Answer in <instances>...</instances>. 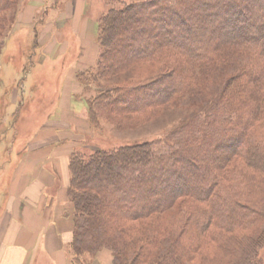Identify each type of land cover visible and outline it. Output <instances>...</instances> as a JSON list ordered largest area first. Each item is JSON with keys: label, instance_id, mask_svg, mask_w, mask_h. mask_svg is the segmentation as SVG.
I'll return each instance as SVG.
<instances>
[{"label": "trees", "instance_id": "16d2710c", "mask_svg": "<svg viewBox=\"0 0 264 264\" xmlns=\"http://www.w3.org/2000/svg\"><path fill=\"white\" fill-rule=\"evenodd\" d=\"M173 1L178 3L176 7ZM183 1L186 6L180 0H134L101 19V56L96 70V66L92 69L94 74L107 78L137 64L157 62L161 70L130 86L98 85L91 111L105 110L115 117L120 113L153 116L152 109L157 106L191 102L196 99L197 88H210L202 79L195 86L196 74L207 81L225 78L220 87L213 83L219 90L217 101L203 113L202 120L178 129V139L181 136L184 141L181 148L179 142L177 146L154 142L72 154L68 195L75 208L71 248L77 255L108 248L116 264H192L203 247L201 238H209L213 228L232 234L264 220V182H247L239 174L235 180L239 186H226L227 179L219 174L227 170L233 156L264 174V0ZM16 4L17 0H0V29ZM181 10H188L190 17L206 18L201 25L190 27L179 16ZM149 26H157V30L148 31ZM124 27L127 40L119 45ZM192 38L200 43H193ZM132 40H136L135 45L126 62L113 64L112 50H128ZM122 101L129 105L120 112ZM136 101L141 106L131 105ZM217 140L220 142L214 150L211 146L208 152L203 150V159L210 165L208 184L191 186L190 177L204 180L206 175L191 173L187 177L184 171L197 167L198 161L189 158L178 168L175 163L181 152L191 143L206 149V142ZM167 150L166 156L155 154ZM254 189L261 197L257 195V202L252 200L250 206L242 205ZM180 200L189 204L191 217L177 237L165 234L156 224L144 227L147 220L167 213ZM262 240L264 232L253 243L258 245ZM231 244L225 238L219 247L230 256L236 249ZM74 261L81 264L78 257Z\"/></svg>", "mask_w": 264, "mask_h": 264}, {"label": "rangeland", "instance_id": "374dc122", "mask_svg": "<svg viewBox=\"0 0 264 264\" xmlns=\"http://www.w3.org/2000/svg\"><path fill=\"white\" fill-rule=\"evenodd\" d=\"M25 1L17 0V4L7 15V24L2 27L3 29H0V169L6 164L9 165L10 153L8 150L11 148L13 150L14 148L11 143L16 148L25 147L37 133L42 132L47 120L55 114L51 112L52 108L56 105V96L59 94L57 90H59L61 84L65 81L67 72L63 66L65 62L63 58L54 62L50 60L44 62V52L42 50L43 41H46L52 35L51 29L54 28L53 35L55 37L60 34L59 30L63 33V37H57L60 39V44H65L69 40L71 57H69L68 63H70L69 61H71L75 54H81V42L79 43L77 39L71 36V28L68 26H65L64 29L61 28L62 23L57 25V21L65 20L66 17H72L67 14L71 10L70 6L75 5L74 2H70V6L66 10L65 7L69 0H47L46 6L34 12L30 8H24L28 3H24ZM132 2L134 0H87L88 8L85 19L92 20L94 23L92 29L95 35V45L98 47V57L96 67H93L94 70H96L101 56L98 42L99 22L104 16L112 12V10H121L123 6L131 5ZM179 3L186 6L183 0H180ZM172 4L176 7L178 3L173 1ZM73 13L76 14V11L74 10ZM189 14L190 12L188 13V10H181L179 12V16L190 27L197 24L201 25L206 18V16L202 19L201 17L198 18V15L194 18L192 16L190 17ZM176 25H180V23H176ZM155 27L149 26L148 31L156 29ZM124 28L121 31L122 36L117 43L119 45H122L127 40V28ZM85 31L89 32V28L86 27ZM177 39L181 40L179 37ZM194 39L192 38L193 43H200V41ZM135 41L132 40L133 45H128V50H121L120 48H114L112 50L111 54L113 55V59L111 60H113V64L126 62L127 54H132L130 50L134 47ZM63 46H61V51ZM58 50L60 51V48L56 52ZM92 69L79 72L76 78L77 82L84 88V93H82L84 94V101L82 100L83 98H80L81 103L73 101V105L74 107L77 106V109L80 111L82 109L85 110L84 116L87 118V128H84L85 131L79 134L80 142L73 153L91 154L92 151H108L120 146H141L154 142L157 145L161 142L159 144L160 146L164 144L170 145V143L176 145L179 142L181 148L184 141L181 136L178 139V129L202 120L203 113L208 108H212L214 101H217L216 95L219 94V90L213 86V83L220 87L223 83L222 81L225 79L222 78L217 82L216 80L207 81L202 74H196V78L194 80L192 79L194 85L199 84L200 79H202L205 82V86L209 85L210 88L202 89V91L197 88L196 99L191 100V102L190 100H183L182 102L164 103L152 109L154 111L153 116L146 115V117H143L141 113H133L130 115L120 113L118 117H115L105 110H99V112L91 111L92 102L97 96L98 85H105V87H115L117 84L121 86L134 85L158 73L161 70L160 63L137 64L131 68L124 69L116 75H110L107 78L100 77L96 73L94 74V70ZM87 72L90 74L84 75V78L82 76L79 77L80 74ZM91 75L92 78L89 77ZM70 80L71 77L69 78V85L73 82ZM43 86H47L48 88L43 91ZM121 103L118 106L120 112L124 107L129 105L127 101H122ZM131 103L134 107L141 106V102L136 101L135 104L133 102ZM125 118H128L129 121L123 120ZM219 142L220 140L213 143L206 142V149L204 147L196 148L191 143L185 151L181 152V157L177 160L178 163H175L176 166L181 168L185 166L186 160L195 158L198 161L197 167H188V170H185L184 174L187 177L191 173L195 175H206L207 168L210 165L203 159L206 156V152L203 150H207V152L210 148L214 150ZM208 146L211 147L209 148ZM164 148L166 147L164 146ZM164 148L162 149L165 150ZM227 151L228 149L226 148L224 152ZM155 154L157 157H163L169 154V151ZM219 174L222 175V178L227 179L226 186H239L240 182H236L235 180H238V176L240 175L241 179L247 182L250 180L255 183L264 182L263 173L247 167L244 161L236 156H233L232 161L227 165V170ZM209 180L210 177L208 175H206L204 180L194 178L193 181L190 177L189 184L193 187L196 185L204 186L208 184ZM256 192V189H254V192L251 191V193L249 191L252 194L250 196L252 199L248 196V198L243 200L242 205L247 204L248 206L249 204H253L251 201L257 199L258 193L256 194ZM164 193L162 192L161 195L165 196L166 194ZM258 197L261 196L258 195ZM182 201L180 200L167 213L154 215V217L145 222L148 225L144 227L151 224L154 226L156 224L155 226L164 230L165 234H171L177 237L191 217V209L188 207L189 204ZM92 212H95V210L92 209ZM190 231L193 233L192 229ZM211 231L212 233L209 238L206 235L201 238L203 247L198 253V260H195L192 264H210V262H214L213 264H230L232 262L233 264H237L236 261H238V264L241 262L243 264H264V240L260 241L258 245L253 243L264 232V220L262 223H258L257 226L247 231L236 230L232 234L215 228ZM190 235L188 233L187 240L191 239L189 237ZM225 238L232 241L231 247H236L233 255L229 256L223 248L219 247ZM100 252H107L109 254L111 258L110 264L117 263L113 252L108 248L100 249L95 253L84 252L77 255L70 247L71 256L74 260L78 257L81 264H101V262H97V257ZM103 264L107 263L105 262Z\"/></svg>", "mask_w": 264, "mask_h": 264}, {"label": "crops", "instance_id": "0c3cea01", "mask_svg": "<svg viewBox=\"0 0 264 264\" xmlns=\"http://www.w3.org/2000/svg\"><path fill=\"white\" fill-rule=\"evenodd\" d=\"M26 2L24 8L34 12L47 5V0ZM70 2L75 5L70 6ZM68 6L71 10L67 15L72 17L57 21V25L62 23L61 28H71V36L81 42V54H75L68 63L71 45L69 40L60 44L57 37L64 36L61 30L55 37L54 28L51 29L52 35L43 41L44 62L63 58L67 74L62 88L57 90L59 94L51 112L55 114L25 147L16 148L11 143L14 148L8 150L9 165L0 169V264H78L70 253L74 206L68 195L69 164L80 142L79 134L87 128V118L85 110L74 107L73 101L81 103L84 88L76 78L79 72L96 65L98 47L92 29L94 23L85 19L87 0H69L66 10ZM86 27L89 32L85 31ZM70 77L73 82L69 85ZM47 88L43 86V91ZM97 262L110 264L111 258L107 252H100Z\"/></svg>", "mask_w": 264, "mask_h": 264}]
</instances>
